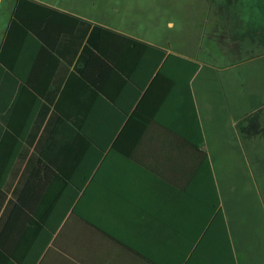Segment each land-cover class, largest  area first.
I'll list each match as a JSON object with an SVG mask.
<instances>
[{"label":"crops","instance_id":"0c3cea01","mask_svg":"<svg viewBox=\"0 0 264 264\" xmlns=\"http://www.w3.org/2000/svg\"><path fill=\"white\" fill-rule=\"evenodd\" d=\"M204 10L233 58L220 67L106 0H0V264H183L223 252L226 221L245 248L252 161L264 189V5ZM263 232L243 235L248 264H264Z\"/></svg>","mask_w":264,"mask_h":264},{"label":"rangeland","instance_id":"374dc122","mask_svg":"<svg viewBox=\"0 0 264 264\" xmlns=\"http://www.w3.org/2000/svg\"><path fill=\"white\" fill-rule=\"evenodd\" d=\"M106 3L113 8L126 9L130 21L133 19L135 24L139 25L142 34L159 35L162 39H169L176 45L186 36L189 37L188 39L191 38L197 48V53L209 64L220 67L233 58L224 57L216 41L208 36L216 21L213 14L204 12V8L223 6V4L261 6L264 5V0H106ZM169 21L173 22L172 26ZM261 160L264 162V159ZM254 166L252 161L251 175L241 174V187L238 191L237 202L235 201L237 204L236 229L233 239L238 244L239 242L245 244V248L237 250L240 264H248V251L253 243L251 238L243 237L244 233L254 232L257 229L264 231V189L259 180L257 168L254 169ZM228 208L226 200V211Z\"/></svg>","mask_w":264,"mask_h":264},{"label":"trees","instance_id":"16d2710c","mask_svg":"<svg viewBox=\"0 0 264 264\" xmlns=\"http://www.w3.org/2000/svg\"><path fill=\"white\" fill-rule=\"evenodd\" d=\"M225 245L224 251L221 252L219 248L218 254L216 252H209L207 257L205 255L193 253L185 260L183 264H238L237 257L232 245V240L228 230L227 221L225 222Z\"/></svg>","mask_w":264,"mask_h":264}]
</instances>
